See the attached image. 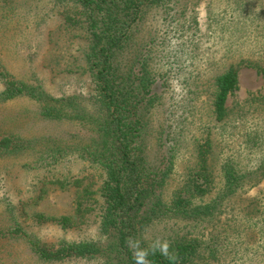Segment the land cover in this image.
<instances>
[{
  "label": "rangeland",
  "instance_id": "374dc122",
  "mask_svg": "<svg viewBox=\"0 0 264 264\" xmlns=\"http://www.w3.org/2000/svg\"><path fill=\"white\" fill-rule=\"evenodd\" d=\"M245 1L146 3L140 6L141 20L132 26L138 45L133 48L150 52L151 61H156V79L149 95L155 93L160 99L159 106L147 116L145 142L148 154L154 153L157 145L160 151L155 160L150 157L151 164L157 168L167 166L168 150L174 143L170 135L176 133L180 122L184 121V134L189 135L174 160L172 173L159 191L165 207L170 208L172 196L186 185L195 166L196 151L188 141L190 137H196L198 142L209 137L213 143L208 164L215 175L217 191L214 189L195 200L194 206V212L212 214L207 222L192 228L190 222L186 224L183 219L177 221L173 215L164 214L165 209L145 233L148 240L162 245L182 239L192 242L196 248L195 264H264V76L251 63L264 66V0ZM8 2L17 4L18 15L11 17V23L20 21V31L16 32L22 36L15 49L7 51L0 45V52L10 63L8 68L28 76L32 73L53 97L88 96L89 78L80 69L84 43L79 33L63 30L61 26L71 3L66 0ZM74 59L78 60L73 62ZM231 66L238 71L237 88L226 100L228 116L216 124L209 112L214 79ZM34 109L28 100H16L0 107V115L10 125L9 117L18 126L22 125L20 132L29 139L50 133L69 139L68 135L78 131L63 123L53 129V124L34 116ZM214 127L218 128L216 133ZM207 130L213 133L211 137ZM47 141L38 140L33 151L18 156L9 157L0 152V230H11L18 224L32 238L49 245L99 238L110 241L108 235L100 233V202H93V213L87 224L79 228L62 229L55 223L34 222L37 213L48 218L72 217L76 208L75 188L61 190L50 185H46L47 191L39 203L32 205L45 179L96 173L87 161L76 156H65L58 164L41 168L38 157L44 144L50 145ZM228 163L239 164L244 173L261 165L262 174L237 195L225 198V193L217 192L224 188L221 167ZM186 211L190 213V209ZM175 221L182 228L177 229ZM0 264L47 263L37 261L22 239L13 241L6 237L0 240Z\"/></svg>",
  "mask_w": 264,
  "mask_h": 264
},
{
  "label": "trees",
  "instance_id": "16d2710c",
  "mask_svg": "<svg viewBox=\"0 0 264 264\" xmlns=\"http://www.w3.org/2000/svg\"><path fill=\"white\" fill-rule=\"evenodd\" d=\"M66 1L71 4L67 5V14L61 26L63 30L79 33L84 43L83 65L80 69L88 75L91 92L86 97H53L32 73L28 76L20 71L12 72L8 68L9 61L0 52V107L25 99L34 106V116L53 124V129L63 123L74 126L78 131L68 135L69 139L52 133L29 139L20 132L22 125L18 126L9 117L10 125L0 115V152L9 157L18 156L33 151L38 140L47 139L50 145L44 144L38 157L41 168L52 167L65 156H76L87 161L95 169V174L45 179L31 203H39L47 191L46 185L61 190L75 188L78 194L73 216L48 218L37 213L33 219L37 225L55 223L62 229L79 228L87 224L93 213V202H100V233L108 235L110 241L99 238L49 245L32 238L18 224H14L11 230H0V240L6 237L13 241L22 239L28 244L33 257L47 264L69 261L83 264H134L128 238L139 240L141 248H148L154 242L148 240L145 233L154 223L153 220L162 215L161 211L166 209L164 214L173 215L177 221L183 219L186 224L190 222L192 228L203 221L207 222L208 215H212L194 212V206L197 205L195 200L214 189L217 191L214 187L215 175L208 164L213 143L209 137H205L203 142L190 137L188 141L193 143L196 151L195 166L191 168L186 185L172 196L170 208L165 207L159 191L172 173L174 160L179 157L189 135L184 134V121L180 122L176 133L170 135L174 143L168 150L167 166L157 168L151 164L153 160L150 157L156 158L160 151L157 145L153 149L154 153L148 154L145 142L147 116L159 106L157 103L160 99L155 93L149 95L156 77V61H151L153 57L150 52L148 54V51L144 53L141 49L133 48L138 45L132 27L141 20L140 6L163 0ZM7 2L0 0V45L10 51L17 47L22 36L16 32L20 31V21L11 23V17L18 15L17 4ZM231 2L244 3L241 0ZM130 54L135 57L129 59ZM251 63L264 76V66ZM232 67L214 79L209 112L216 124L228 116L226 100L237 88L238 71ZM214 128L216 133L218 128ZM207 134L210 137L213 135L211 130H207ZM235 165L228 163L221 167L224 188L217 193H225V198L237 195L254 177L262 174L261 165L250 173H244L239 164ZM187 209H190V213H187ZM180 228L178 225L177 229ZM195 250L192 242L182 239L181 242L167 244L168 256L157 251L149 254L147 259L151 264H195Z\"/></svg>",
  "mask_w": 264,
  "mask_h": 264
},
{
  "label": "clouds",
  "instance_id": "9594fccd",
  "mask_svg": "<svg viewBox=\"0 0 264 264\" xmlns=\"http://www.w3.org/2000/svg\"><path fill=\"white\" fill-rule=\"evenodd\" d=\"M128 243L132 249L134 264H151L147 257L149 254H155L157 251L162 255L168 256L166 242L163 245L159 242H154L150 244L148 248H141L139 240H133L129 237Z\"/></svg>",
  "mask_w": 264,
  "mask_h": 264
}]
</instances>
